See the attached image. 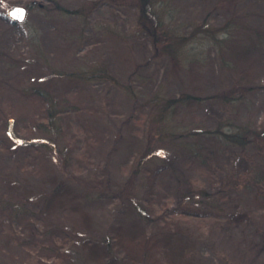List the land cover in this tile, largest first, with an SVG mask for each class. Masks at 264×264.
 <instances>
[{"label":"rangeland","instance_id":"374dc122","mask_svg":"<svg viewBox=\"0 0 264 264\" xmlns=\"http://www.w3.org/2000/svg\"><path fill=\"white\" fill-rule=\"evenodd\" d=\"M152 2L148 32L135 0H0V264L172 213L169 264H264V0Z\"/></svg>","mask_w":264,"mask_h":264},{"label":"trees","instance_id":"16d2710c","mask_svg":"<svg viewBox=\"0 0 264 264\" xmlns=\"http://www.w3.org/2000/svg\"><path fill=\"white\" fill-rule=\"evenodd\" d=\"M135 1L136 4H138L139 18L142 20L141 22L148 32H152V27L156 28L159 25V22L157 21L159 16L153 9L152 0ZM30 5L32 6L34 3L29 2V6ZM90 75L103 76L104 73L92 72ZM30 91L35 93L38 98H42L44 101L50 103L51 96L47 88L43 85L33 86ZM175 101H184V98L178 97ZM62 113L63 111L61 110H52L50 107L47 108L48 121L49 119L52 121V123L50 122L47 125H52ZM161 113H163V110L159 114ZM229 136L234 137V139L237 137L238 139L236 141H239L240 138H242L241 135L233 133L229 134ZM207 158H209V156H206V159ZM154 185L155 184L152 180V190L154 189ZM60 186H62V180H58L57 186H55L52 193L56 195L61 194L64 190H60ZM198 214H200L198 211L193 210L190 212L185 211L181 215L198 217ZM170 215L164 219L166 226L164 228L158 227L155 229L156 231H152V227L135 228L136 230H134L132 227L125 228L122 225H119L109 236L102 240H89L87 243L89 246V253L96 256L95 259H101L98 260V264H169L166 260V258L169 259L166 254L168 250L173 248L171 247V242H173V240L179 235V231L175 229V223L172 222L178 218L174 213ZM147 228L148 230H146ZM170 251L176 253V251ZM103 255L105 258H103ZM181 255H185V253L183 252Z\"/></svg>","mask_w":264,"mask_h":264},{"label":"water","instance_id":"95a60500","mask_svg":"<svg viewBox=\"0 0 264 264\" xmlns=\"http://www.w3.org/2000/svg\"><path fill=\"white\" fill-rule=\"evenodd\" d=\"M8 16L11 20L22 23L25 21L27 16V7L24 5H14L8 10Z\"/></svg>","mask_w":264,"mask_h":264}]
</instances>
